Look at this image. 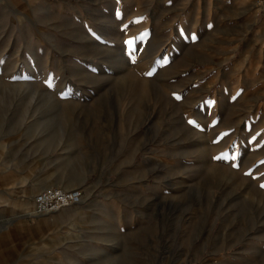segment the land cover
Masks as SVG:
<instances>
[{"label": "rangeland", "instance_id": "1", "mask_svg": "<svg viewBox=\"0 0 264 264\" xmlns=\"http://www.w3.org/2000/svg\"><path fill=\"white\" fill-rule=\"evenodd\" d=\"M252 2L0 0V264H264Z\"/></svg>", "mask_w": 264, "mask_h": 264}, {"label": "built area", "instance_id": "2", "mask_svg": "<svg viewBox=\"0 0 264 264\" xmlns=\"http://www.w3.org/2000/svg\"><path fill=\"white\" fill-rule=\"evenodd\" d=\"M256 15H264V0H253ZM77 198V192L61 187H46L42 189L34 199V207L38 211L52 210L71 204Z\"/></svg>", "mask_w": 264, "mask_h": 264}, {"label": "bare ground", "instance_id": "3", "mask_svg": "<svg viewBox=\"0 0 264 264\" xmlns=\"http://www.w3.org/2000/svg\"><path fill=\"white\" fill-rule=\"evenodd\" d=\"M51 186V185H50ZM41 187H43V186H41ZM67 206L68 205H66V206H61V207H59V208H57V209H54V210H45V211H39V212H36V213H38V214H47V213H51V211L54 213V212H57V211H59L60 209H63V208H67ZM25 208H26V210H27V212H29V213H33L32 211H33V208H35L34 206H32V203L30 204H25ZM34 211H35V209H34ZM30 216V215H29Z\"/></svg>", "mask_w": 264, "mask_h": 264}, {"label": "snow or ice", "instance_id": "4", "mask_svg": "<svg viewBox=\"0 0 264 264\" xmlns=\"http://www.w3.org/2000/svg\"><path fill=\"white\" fill-rule=\"evenodd\" d=\"M152 73H148V75H151ZM189 123H194V121H189ZM253 139H255V137H253ZM217 159H219V157H217ZM233 159H235V157H233ZM261 187H264V185H261Z\"/></svg>", "mask_w": 264, "mask_h": 264}, {"label": "crops", "instance_id": "5", "mask_svg": "<svg viewBox=\"0 0 264 264\" xmlns=\"http://www.w3.org/2000/svg\"><path fill=\"white\" fill-rule=\"evenodd\" d=\"M34 206V205H33Z\"/></svg>", "mask_w": 264, "mask_h": 264}]
</instances>
